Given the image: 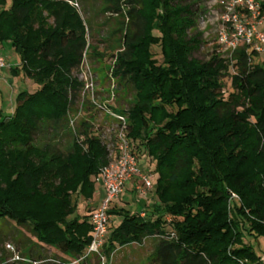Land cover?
I'll return each instance as SVG.
<instances>
[{
    "label": "trees",
    "instance_id": "obj_1",
    "mask_svg": "<svg viewBox=\"0 0 264 264\" xmlns=\"http://www.w3.org/2000/svg\"><path fill=\"white\" fill-rule=\"evenodd\" d=\"M126 3L132 28L112 73L128 80L133 96L120 108L115 95L111 108L127 118L132 150L137 158L146 151L157 178L155 201L143 216L111 205L119 222L108 226L105 252L154 238L151 264H264L244 241L246 232L264 237V63L250 62L254 50L245 43L231 59L214 53L198 60L191 55L199 42L189 35L187 5ZM259 5L264 16V0ZM4 42L20 58L11 73L37 85L17 94L10 115L0 106V218L29 228L35 239L13 238L20 259L8 264L49 259L43 246L63 262L51 259L73 261L90 243L94 209L87 204L90 210L81 213L78 201L92 199L108 152L84 119L75 128L83 140L73 136L66 151L37 145L35 136L43 123L68 120L82 85L73 72L89 46L85 25L66 0H0Z\"/></svg>",
    "mask_w": 264,
    "mask_h": 264
},
{
    "label": "rangeland",
    "instance_id": "obj_2",
    "mask_svg": "<svg viewBox=\"0 0 264 264\" xmlns=\"http://www.w3.org/2000/svg\"><path fill=\"white\" fill-rule=\"evenodd\" d=\"M79 14L84 25L87 38L86 49L83 52V60L77 70L73 72L78 81L84 83L83 78L91 77L92 88L98 98L96 101H105L108 93L117 95V106L120 108L127 107L132 101L133 90L128 80H118L112 71L115 64L116 55L123 49V36L131 30V22L127 14L129 5L126 0H66ZM247 0H172V4L187 5L192 12L193 28L189 30V35H196L199 42L197 48L192 51L191 55L202 61L209 59L211 54L218 51L221 55V47L218 43V32L222 27L231 28L233 15L239 19H244L250 23H258L256 29L264 33V18L260 24L258 20L252 21L247 18L245 10ZM9 4V0H7ZM119 11H115L116 9ZM256 42V41H255ZM253 43L249 45V50H254L250 54V62L264 63V43ZM258 46L259 49H256ZM91 47H95L97 54L93 53ZM0 51L7 64L4 70L0 71V106L5 115H10L15 105V98L20 91L26 90L32 92L37 85L29 78L22 77L19 74H12L10 67H18L20 58L18 53L11 47L9 42L0 44ZM155 57L161 60L156 50ZM103 53V55H102ZM233 73L237 72V66L231 67ZM90 75V76H89ZM89 79V78H88ZM90 82V80H89ZM224 88L230 89V78L223 77ZM83 85L75 92L72 98L73 104L68 113V120L64 119L59 123H43L35 136V143L43 145L45 143L54 144L60 150L66 151L71 145L72 138L81 140L82 135L76 133L69 124L71 117H75L78 124L84 119L87 123L94 122L102 127L108 126L113 122V118L104 112L94 110V103L87 100L82 95ZM90 114V115H88ZM81 126V125H80ZM77 128V127H76ZM83 140V139H82ZM84 143H81L83 146ZM84 148V146H83ZM138 162L145 173L151 172L153 189L156 182V174L153 172V163H148L146 151L137 153ZM98 190V188L96 189ZM96 191L90 201H78V209L81 213L88 212L89 206L95 205L100 196ZM148 194L153 195V190ZM147 194V195H148ZM146 196H141L137 191L126 192L122 200H115L116 204L122 208L128 209L131 213L140 212L146 201ZM126 201L127 203L125 204ZM119 222V217L112 214L108 226L112 227ZM244 241L250 244L255 253L264 258V237L255 236L248 232L244 235ZM13 238H17L21 244L32 243L35 241L29 228L18 226L13 220L0 218V263L8 264L16 256L12 247H14ZM156 244L154 238H147L140 243H131L107 254L103 249V254L108 259L107 264H151L153 248ZM8 245L11 246L8 247ZM24 250H27L25 247ZM42 254L52 256L62 261V256L55 253L51 247H41ZM56 259V260H57ZM53 260V259H52ZM65 262V261H64ZM45 264H58L48 261ZM76 264H99L97 256H87Z\"/></svg>",
    "mask_w": 264,
    "mask_h": 264
},
{
    "label": "built area",
    "instance_id": "obj_3",
    "mask_svg": "<svg viewBox=\"0 0 264 264\" xmlns=\"http://www.w3.org/2000/svg\"><path fill=\"white\" fill-rule=\"evenodd\" d=\"M245 10L247 18L252 19V21L258 20L259 24L262 18H264L260 13L259 0H247ZM228 20H231V28L222 27L218 32V43L221 47L222 54L220 55L218 51L216 53L222 58L231 59L235 49L241 43L247 45H251L255 41L257 43H264V33L256 29L258 23L255 22V24L250 23L247 25V19H239L236 15H233L232 18H228ZM255 48L259 49L258 46H255ZM6 66L7 64L0 51V71L4 70ZM83 80L81 97L83 98L86 96L87 100L94 103V110L104 112L114 119L106 128L99 124L95 125L94 122L90 123V125L93 126L89 129L90 132L92 131L95 136L102 140L108 152L107 164L103 165L98 174L94 176V183L97 188L103 191V196L100 197L99 204L89 215L91 240L84 255L76 260L60 263L52 259H43L31 261V264H43L48 261L58 264H76L90 255L97 256L99 264H107L108 259L103 254V249L106 241L108 224L111 219V214L109 213L111 205L116 199L121 197L127 182L133 178L139 180V184L136 186L135 190L141 196H146L153 189L151 172L145 173L143 171L137 156L132 150V143L127 136V118L111 108V104L115 99V94L108 93L105 101L98 102L96 101L98 94L96 95L92 88L91 77H85ZM75 121V117H71L69 120V124L73 130H76ZM82 139L83 138H81V140ZM232 196L236 197L235 194H232ZM140 212L141 216H143L144 213L142 210ZM8 247L11 248L10 245H8ZM13 259H20V257L16 255ZM241 264L244 263L241 262Z\"/></svg>",
    "mask_w": 264,
    "mask_h": 264
},
{
    "label": "crops",
    "instance_id": "obj_4",
    "mask_svg": "<svg viewBox=\"0 0 264 264\" xmlns=\"http://www.w3.org/2000/svg\"><path fill=\"white\" fill-rule=\"evenodd\" d=\"M138 184H139V180H138L137 178H133V179H131L130 181L127 182L123 194L126 193V192H133V191H136L135 188H136V186H137ZM96 189H97V187H96ZM152 190H153V189H152ZM96 191H98V193H99L98 195H99L100 197L103 196V191H102L101 189L98 188V190H95V192H96ZM95 192H94V193H95ZM123 194L121 195L120 198L116 199V201H117V200H122ZM116 201H114L112 205H115V206H117V207H120L119 205L116 204ZM154 201H155V194H154V191H153V195H152V194H148V195H147V197H146V201H145V203L143 204V209H142V210L147 209L148 206L151 205ZM124 202H125V204L127 203L126 201H124ZM98 204H99V201H97V203H96L95 205H92L91 207H92V208H96ZM111 218H112V215H111ZM110 220H111V219H110ZM146 239H147V238H146Z\"/></svg>",
    "mask_w": 264,
    "mask_h": 264
}]
</instances>
